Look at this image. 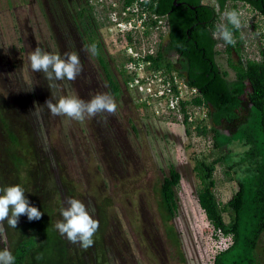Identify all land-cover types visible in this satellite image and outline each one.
<instances>
[{
    "label": "rangeland",
    "instance_id": "374dc122",
    "mask_svg": "<svg viewBox=\"0 0 264 264\" xmlns=\"http://www.w3.org/2000/svg\"><path fill=\"white\" fill-rule=\"evenodd\" d=\"M80 5L82 0H0V186L19 184L30 205L38 210L49 202L45 207L52 211L53 227L62 219L60 209L67 198L86 205L99 221V229L88 249L71 243L69 255L74 253L70 256L74 264H211L214 253L223 249L229 238L214 233L199 208L192 166L196 160L227 154L213 171V193L227 222L225 202L242 175V166L236 162L242 146L233 143L221 152L209 153L207 142L194 130L185 136L179 125L159 121L136 104L122 84L114 48L90 14L93 42L98 43L99 55L116 85L112 92L96 56L85 51L88 44L81 41L75 18ZM226 8L240 12L243 25L238 30V54L232 52V60L257 59L259 48L264 47V19L240 2L234 6L227 3ZM220 22L221 13L217 24ZM36 47L61 56L77 52L82 73L75 81H55L56 87L49 88L53 82L30 68L28 53ZM226 57L220 52L215 60L231 78ZM97 93L113 96L117 104L114 115L100 113L81 122L53 116L42 107L51 98L55 103L60 96L77 95L87 101ZM7 129L18 137L16 146L9 143ZM169 165L180 178L174 187L176 209L166 220L158 208V186ZM57 185L62 190L59 196L54 193ZM26 219L21 215L15 229L4 222L0 250L10 251L19 225ZM166 224L174 229L176 239L167 227L168 237ZM50 229L45 225L41 233L47 236ZM63 241L59 238L61 251ZM49 251L44 246L29 263L64 262L59 253L49 255ZM255 255L258 264H264V232Z\"/></svg>",
    "mask_w": 264,
    "mask_h": 264
},
{
    "label": "trees",
    "instance_id": "16d2710c",
    "mask_svg": "<svg viewBox=\"0 0 264 264\" xmlns=\"http://www.w3.org/2000/svg\"><path fill=\"white\" fill-rule=\"evenodd\" d=\"M154 1L152 10L165 15L167 31L164 42L151 60L152 66L174 68L188 86L197 89L198 96L193 101L203 104L206 110V120L193 128L185 125L183 134L189 136L194 130L196 136L204 140L210 139L209 153L221 152L233 143L242 146L236 161L242 166L239 168L242 175L235 180L236 190L225 202L229 212L227 222L223 221L219 203L213 193L214 166L222 158L226 159L227 154L216 155L209 160H196L192 166L198 181L195 197L199 208L212 231L229 238V243L214 253L211 264H258L255 249L259 236L264 232V47L259 48L257 59L241 61L236 57L232 60L230 54H238V30L228 25L236 43L222 49L216 47L222 42L213 39L212 31L227 3L233 6L236 2L246 4L264 19V0H215L212 4L202 0H175L177 5L173 0ZM90 11L82 1L75 18L79 24L82 43H95L98 48V43L93 42L90 20L94 18L92 15L93 19L90 17ZM96 24L99 27L97 22ZM220 52L227 55L226 64L233 74L231 78L227 71L219 68L215 60L216 54ZM175 54L179 55V59L174 61ZM96 60L110 90L115 92L116 85L109 76L103 57L97 55ZM7 135L10 144L16 146L20 142L8 129ZM13 159H16V163L19 162L17 157ZM227 166H232L231 162ZM179 178L175 167L169 165L159 183L158 208L163 219L169 220L175 212L174 187L178 185ZM59 187L57 185L54 189L58 196L62 191ZM47 204L39 209L42 214L49 212L46 218L42 215L39 220L26 219L19 225L10 249L15 257L14 264H31L29 261L34 260L37 251L44 246L50 249L49 255L57 256L59 253V258L64 261L61 259V264H74L70 258L74 253L69 255V246L72 244L52 226L50 221L53 215L45 207ZM45 225L51 228L47 236L41 233ZM167 227L176 239L170 224L165 225L168 237L170 238V233ZM59 238L65 240L62 251L58 246Z\"/></svg>",
    "mask_w": 264,
    "mask_h": 264
},
{
    "label": "built area",
    "instance_id": "2783aa9c",
    "mask_svg": "<svg viewBox=\"0 0 264 264\" xmlns=\"http://www.w3.org/2000/svg\"><path fill=\"white\" fill-rule=\"evenodd\" d=\"M107 43L114 48L122 84L134 102L159 121L193 128L206 120L198 91L174 68L153 67L151 60L164 42L167 21L152 10L154 0H82ZM210 145V139L205 140Z\"/></svg>",
    "mask_w": 264,
    "mask_h": 264
},
{
    "label": "clouds",
    "instance_id": "9594fccd",
    "mask_svg": "<svg viewBox=\"0 0 264 264\" xmlns=\"http://www.w3.org/2000/svg\"><path fill=\"white\" fill-rule=\"evenodd\" d=\"M215 3V0H213ZM218 7V6H217ZM226 21V23L224 22ZM239 30L242 28L241 13L235 9H225L221 13V22L212 31L213 39L221 41L216 45L223 48L234 45L233 31L228 27ZM92 56L99 55L97 45L92 43L85 49ZM179 59L175 54L173 60ZM30 68L33 72L44 74L47 81L53 82L49 88L56 87L55 81H75L83 71L80 57L77 52H65L63 56L58 53H49L40 47L28 53ZM54 98L45 101L42 106L49 110L51 115H64L75 121H84L100 113L114 115L117 104L112 95L97 93L89 100L79 98L77 95L60 96L56 102ZM25 215L29 221L39 220L43 215L36 207L31 206L25 197V190L19 184L0 186V232H4V222L8 227L15 229L19 217ZM61 220L55 223L60 235L65 236L72 244H78L82 249H88L94 244V235L99 229V221L89 213L86 205L76 198H67L65 206L61 207ZM15 257L8 249L0 250V264H14Z\"/></svg>",
    "mask_w": 264,
    "mask_h": 264
},
{
    "label": "water",
    "instance_id": "95a60500",
    "mask_svg": "<svg viewBox=\"0 0 264 264\" xmlns=\"http://www.w3.org/2000/svg\"><path fill=\"white\" fill-rule=\"evenodd\" d=\"M173 3H174L175 5H177V4H178L177 2H175V0H173Z\"/></svg>",
    "mask_w": 264,
    "mask_h": 264
}]
</instances>
